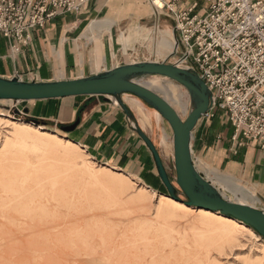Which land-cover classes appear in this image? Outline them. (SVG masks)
I'll use <instances>...</instances> for the list:
<instances>
[{
	"label": "rangeland",
	"instance_id": "obj_1",
	"mask_svg": "<svg viewBox=\"0 0 264 264\" xmlns=\"http://www.w3.org/2000/svg\"><path fill=\"white\" fill-rule=\"evenodd\" d=\"M198 1L201 6L207 5L205 0ZM147 5L152 14L151 6ZM171 22L163 17L160 27L155 28L154 22L147 18L141 24L140 42L149 41L152 45L153 40L157 41L158 32ZM164 29L169 33L161 32L159 45L170 51L174 37L169 28ZM165 41L171 45H163ZM140 57L180 66L173 52L162 60L142 49ZM139 79L151 88L156 82L164 90L173 86L177 103L176 98L167 97L162 89L155 91L166 98L183 119L187 118L192 100L185 86L161 75ZM134 96L122 95L123 99L137 97ZM95 98L119 105L111 95ZM137 98L151 119V124L143 122L140 126L155 141L177 189L176 194L186 199L176 181L174 131L162 115ZM124 101L132 108L135 117L143 121L137 106L133 107L127 98ZM29 104L13 99L0 100V264H264V237L252 226L249 227L258 237L246 230L235 234V225L221 222L210 213H199L197 209L201 208L189 207L184 202L169 205L167 201H160V193L170 194L156 166L157 174L149 172L145 181L127 171L134 180L129 175L119 176L102 170L101 167L108 163L99 161L83 147L76 154L71 152L73 158L67 159L30 140L27 144H13L7 119L32 127L42 125L45 131L68 139L60 127L52 128L44 119L33 117L27 111ZM85 159L94 162L92 171L84 167L82 170ZM197 167L229 200L262 209L259 197L242 181L200 161ZM111 169L116 171L113 167ZM144 184L157 190L152 204L131 200L138 192L144 191L143 188L147 187ZM241 186L250 190L254 199L250 195L244 196ZM11 194H19L21 199L25 198L26 204L29 203L30 219L21 215L24 205L6 200Z\"/></svg>",
	"mask_w": 264,
	"mask_h": 264
},
{
	"label": "crops",
	"instance_id": "obj_2",
	"mask_svg": "<svg viewBox=\"0 0 264 264\" xmlns=\"http://www.w3.org/2000/svg\"><path fill=\"white\" fill-rule=\"evenodd\" d=\"M192 1L184 0L181 7ZM147 4L146 0H91L82 12L58 14L44 26L31 29L30 44L21 46L18 52L13 51L10 40L0 34V76L25 81L80 78L119 65L152 60L140 57L142 49L150 56L164 60L172 54L176 44L175 23L166 17L172 21L164 25L174 37L172 50L159 45L161 32L169 33L164 28L152 45L149 41L142 44L141 24L147 18L154 19ZM163 45L171 43L165 41ZM95 96L98 95L27 100L30 103L27 111L35 118L44 119L52 128L60 127L66 138L80 144L99 161L108 163L107 166L129 176V172L137 174L145 181L149 172L156 173L151 150L120 105L102 102ZM77 120L79 123L75 128L65 130ZM191 152L196 166L200 161L250 187L264 209V147L241 135L233 138L225 112L217 111L214 117L199 120L192 132ZM242 189L244 196L250 195L254 199L250 190Z\"/></svg>",
	"mask_w": 264,
	"mask_h": 264
},
{
	"label": "built area",
	"instance_id": "obj_3",
	"mask_svg": "<svg viewBox=\"0 0 264 264\" xmlns=\"http://www.w3.org/2000/svg\"><path fill=\"white\" fill-rule=\"evenodd\" d=\"M91 0H0V34L13 51L30 44V30L66 12H82ZM155 28L163 17L175 23L173 53L212 91L203 117L227 114L233 138L264 147V0H146Z\"/></svg>",
	"mask_w": 264,
	"mask_h": 264
},
{
	"label": "water",
	"instance_id": "obj_4",
	"mask_svg": "<svg viewBox=\"0 0 264 264\" xmlns=\"http://www.w3.org/2000/svg\"><path fill=\"white\" fill-rule=\"evenodd\" d=\"M149 75L169 77L187 88L192 108L186 119H183L171 103L159 93L137 81ZM126 93L139 97L156 109L172 127L176 181L186 199L176 194L177 189L171 181L160 152L122 97ZM79 95H111L118 101L132 121L133 128L151 150L158 174L171 196L191 206L233 216L252 226L264 237V210L226 198L219 188L199 171L194 162L191 152L192 132L212 104V91L196 71L166 62L139 61L74 79L25 81L18 77L0 76V100L27 101ZM78 123L79 120L66 126L65 130L75 128Z\"/></svg>",
	"mask_w": 264,
	"mask_h": 264
},
{
	"label": "bare ground",
	"instance_id": "obj_5",
	"mask_svg": "<svg viewBox=\"0 0 264 264\" xmlns=\"http://www.w3.org/2000/svg\"><path fill=\"white\" fill-rule=\"evenodd\" d=\"M152 76H155V77H158L160 75H152ZM141 79H137V81H140ZM143 84V83H142ZM145 85V84H143ZM147 86V85H145ZM149 87V86H147ZM151 88V87H149ZM171 88V87H170ZM152 90H161V92L163 91L167 97H173V98H176L175 99V102L177 100V94H176V90L173 89V86H172V89L170 90H164L163 87L159 86V83L156 82L155 85L152 86L151 88ZM127 94V93H126ZM135 97V96H134ZM128 100V102L133 106V107H136V109L138 110L139 114L142 116V119L143 121H139V123L141 122L142 124H148L150 122V118L148 115H146L145 111L143 110V107L142 105L139 103V101L135 98H131V97H124V99ZM166 99V98H165ZM2 100H5V99H2ZM115 102L117 103L118 101L116 99H114ZM167 100V99H166ZM168 101V100H167ZM169 102V101H168ZM177 103V102H176ZM137 104V105H136ZM179 107V106H178ZM154 111L160 116L161 114L156 110L154 109ZM6 124H9L11 126V140H12V143L14 144H21V143H25L27 144L29 142V140L31 142H35V143H39L41 144L42 146H44L45 149L47 150H51L53 152H56V153H59L61 155H63L65 158L67 159H72L73 156L71 154V152H74L76 154L77 150H83L82 149V146L78 143H75L71 140H68V139H64L63 137L55 134V133H49L47 131H45L44 127L42 125H36L37 127H32L31 124H26V123H21V122H18V121H13V120H6ZM144 122V123H143ZM4 123V122H3ZM140 123V125H141ZM33 130H35V132H32ZM10 134V133H9ZM9 136V135H8ZM6 145V144H5ZM3 149V148H2ZM30 149V148H29ZM19 150V149H17ZM34 150V149H33ZM3 153V152H2ZM7 153V152H6ZM13 153V152H12ZM28 153V152H27ZM33 153V152H32ZM37 153V152H36ZM35 154V153H34ZM48 154V153H47ZM51 154V153H50ZM79 154V153H78ZM77 154V155H78ZM52 155V154H51ZM24 156V154L22 155ZM49 156V155H48ZM85 156V155H84ZM19 157V156H18ZM17 157V158H18ZM5 158V157H4ZM3 158V159H4ZM25 158V157H24ZM74 158H78L77 156ZM2 160V159H1ZM5 163V162H4ZM3 163V164H4ZM54 163V162H53ZM25 164V163H24ZM40 164V163H39ZM37 164V165H39ZM26 165V164H25ZM13 166V165H12ZM83 167L85 170H91L94 167V162L92 160H88V159H85L83 160V166H82V170H83ZM80 168V167H79ZM102 170L106 171V172H113V173H117L119 176H125L127 177V174H125L124 172L122 171H119V170H116V171H113V169H111V167H108V166H103L101 167ZM115 170V169H114ZM31 172V171H30ZM33 172V171H32ZM95 176V175H94ZM90 177V176H89ZM88 178V176H87ZM122 178V177H120ZM20 180V179H19ZM92 180V179H91ZM102 180V179H101ZM59 182V181H58ZM119 182V181H118ZM88 183V182H86ZM121 183V182H120ZM34 186V185H33ZM123 187L127 188L126 185H123ZM144 191H140L138 192L134 197L131 198L132 201H143V202H147L148 204H152V201L153 199L157 196V192L149 187H144L143 188ZM21 191V190H20ZM27 194V193H26ZM170 196V197H169ZM167 196L166 194H162L160 193V201H167L169 203V205H177L179 204L178 202L180 203H183L182 201L178 200L177 198L169 195ZM3 197V196H2ZM31 198V197H30ZM25 198L23 197L21 199L20 195L19 194H11L10 196H8L6 198V200L8 202H12V201H16L18 203L16 204H20V205H24V211H22V216L30 219V210H29V203L26 204L27 202L24 200ZM178 201V202H177ZM35 203V202H34ZM167 203V204H168ZM189 207H196V206H191L189 204H186V203H183ZM46 206V205H45ZM176 207V206H175ZM196 208H199V207H196ZM199 211V213H210L212 214L213 216L215 217H218V219L221 221V222H224V223H230V224H233L235 225V234H238L240 232H242V230H246L248 231L251 235L253 236H256L258 237V235L255 233V231L249 227L248 224H246L245 222L233 217V216H230V215H225V214H222L218 211H213V210H209V209H206V208H201V209H197ZM217 212V213H216ZM220 213V214H219ZM155 224V222H154ZM157 225V224H156ZM155 226V225H154ZM234 229V228H232ZM155 234V233H154ZM244 234V233H243ZM155 245V244H154ZM142 247V246H141ZM160 250V249H159ZM142 251V250H141ZM134 252V251H133ZM169 253V252H168ZM178 253V252H177ZM192 255V254H191ZM181 256V255H180ZM173 259V258H172ZM180 260V259H179ZM147 261V260H146ZM159 262V261H158ZM174 262V260H173ZM205 262V261H204Z\"/></svg>",
	"mask_w": 264,
	"mask_h": 264
}]
</instances>
